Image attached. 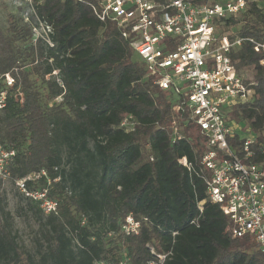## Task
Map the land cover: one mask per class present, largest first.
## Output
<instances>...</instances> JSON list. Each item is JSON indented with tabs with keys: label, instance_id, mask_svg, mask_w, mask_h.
<instances>
[{
	"label": "trees",
	"instance_id": "16d2710c",
	"mask_svg": "<svg viewBox=\"0 0 264 264\" xmlns=\"http://www.w3.org/2000/svg\"><path fill=\"white\" fill-rule=\"evenodd\" d=\"M31 7L53 26V46L34 43L32 15L21 23L9 15L7 31L0 29V76L18 69L0 116V144L15 150L0 178V264H149L157 254H168L163 264H264L259 246L232 237L231 221L208 199L204 181L179 163L202 156L200 134L189 126L172 143L169 130L157 126L172 121V97L115 24L101 22L91 0H32ZM229 28L264 43V0L225 19L222 31ZM231 56L257 81L253 101L232 116L261 131L264 49L245 40ZM19 86L23 103L14 95ZM252 160L264 163V154L256 151ZM28 176L27 189L47 190L58 213L46 214L18 189L16 181ZM6 178L18 191L17 215L35 225L32 249L21 242ZM128 214L141 221L137 234L122 230Z\"/></svg>",
	"mask_w": 264,
	"mask_h": 264
},
{
	"label": "built area",
	"instance_id": "2783aa9c",
	"mask_svg": "<svg viewBox=\"0 0 264 264\" xmlns=\"http://www.w3.org/2000/svg\"><path fill=\"white\" fill-rule=\"evenodd\" d=\"M250 1L91 0V9L101 22L115 24L145 63L154 83L172 97V121L167 126L158 122L157 126L169 130L172 143L184 139L189 126L200 134L202 156L194 160L183 156L179 163L204 181L208 199L229 217L232 237L250 238L264 254V163L252 160L256 151L264 154V128L255 131L232 116L236 108L253 101L257 81L251 69L239 70L231 56L245 40L254 43L256 51L264 49V43L231 34L229 29L222 31L224 20L240 16ZM31 15L35 20L34 43L53 46V26L34 7L25 12V20ZM17 71L15 68L0 76V116L9 89L17 85ZM53 73L57 75L58 69ZM14 95L24 102L20 86ZM241 132L250 136L241 138ZM14 155V149L0 144V178ZM30 178L18 179V189L40 202L46 214L58 213L59 201L48 197L47 190L27 189ZM205 202H198L200 213ZM140 227L141 221L133 214L122 224L126 235L137 234ZM167 255L157 254L158 260L149 264H163ZM96 264L130 263L123 259Z\"/></svg>",
	"mask_w": 264,
	"mask_h": 264
},
{
	"label": "rangeland",
	"instance_id": "374dc122",
	"mask_svg": "<svg viewBox=\"0 0 264 264\" xmlns=\"http://www.w3.org/2000/svg\"><path fill=\"white\" fill-rule=\"evenodd\" d=\"M31 3L32 0H0V29L3 32L7 31L9 26V15L15 16V19L21 23V17L25 14L28 9L27 7H31ZM236 30V28H229L228 32L235 34ZM247 136H250L248 132H241V138H245ZM3 188L7 193L9 209L16 216V227L19 230L21 242L32 249L35 225L33 224L31 218L17 215L15 205L18 198V191L10 179H4Z\"/></svg>",
	"mask_w": 264,
	"mask_h": 264
}]
</instances>
